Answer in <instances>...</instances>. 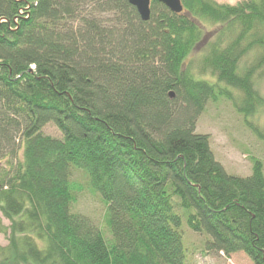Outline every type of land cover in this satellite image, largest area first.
<instances>
[{
  "label": "trees",
  "instance_id": "obj_1",
  "mask_svg": "<svg viewBox=\"0 0 264 264\" xmlns=\"http://www.w3.org/2000/svg\"><path fill=\"white\" fill-rule=\"evenodd\" d=\"M181 3L151 1L142 21L129 0H0V264H183L179 214L207 251L264 264L263 164L228 175L194 131L223 98L264 141L248 121L264 113V0ZM71 167L105 203L110 241L70 212Z\"/></svg>",
  "mask_w": 264,
  "mask_h": 264
},
{
  "label": "rangeland",
  "instance_id": "obj_2",
  "mask_svg": "<svg viewBox=\"0 0 264 264\" xmlns=\"http://www.w3.org/2000/svg\"><path fill=\"white\" fill-rule=\"evenodd\" d=\"M216 4H225L236 6L249 0H211ZM110 14H103L102 20H110ZM205 23L206 36L213 35L218 26ZM192 59V58H191ZM251 62L244 58L243 65ZM192 72L195 75L202 76L200 71L193 62ZM203 78L209 83H214V79L205 74ZM256 87L260 94L264 97V76L256 82ZM233 95L235 91L231 90ZM195 133L205 135L209 139L210 151L214 160L219 163L228 175L245 178L251 173V158H255L263 164L264 173V141L259 140L245 125L244 117L236 113L232 103L226 99L218 98L216 101L210 100L206 103L204 110L197 115L195 120ZM249 122H253L264 132V113H260L255 117L249 118ZM43 135L52 139H62L60 131L51 123L47 124L41 131ZM22 149L18 148L14 159L10 164H16L21 159ZM7 160H3L0 164V170L10 171ZM1 170V171H2ZM69 182L73 187L75 202L70 207V212L85 217L95 226L96 229L103 233L104 238L110 241V233L106 229L104 216L106 213V205L101 197L93 192L89 187V179L81 169L75 167L70 168ZM175 200V197H173ZM178 202V201H175ZM176 211L182 213L177 206ZM182 218L179 231L182 235V244L184 249L183 264H252L245 255H233L229 261L224 260L217 252L207 251L204 244L212 241V238L203 230L202 233L192 232L187 225L185 217ZM0 222L4 226H8V222L0 215ZM6 238L0 234V246H6Z\"/></svg>",
  "mask_w": 264,
  "mask_h": 264
},
{
  "label": "water",
  "instance_id": "obj_3",
  "mask_svg": "<svg viewBox=\"0 0 264 264\" xmlns=\"http://www.w3.org/2000/svg\"><path fill=\"white\" fill-rule=\"evenodd\" d=\"M150 1L151 0H129L131 6H133L140 19L142 21H147L150 16ZM163 4L174 14H180L182 12V5L180 0H153Z\"/></svg>",
  "mask_w": 264,
  "mask_h": 264
},
{
  "label": "bare ground",
  "instance_id": "obj_4",
  "mask_svg": "<svg viewBox=\"0 0 264 264\" xmlns=\"http://www.w3.org/2000/svg\"><path fill=\"white\" fill-rule=\"evenodd\" d=\"M151 1H153V0H151ZM151 1H150V4H151ZM181 1V0H180ZM180 4L182 5V3L180 2ZM150 7V6H149ZM150 9V8H149ZM168 9V8H167ZM182 12H183V6H182ZM181 12V13H182ZM180 13V14H181ZM21 14H22V12H21ZM6 22V20H4V19H1L0 20V23H5ZM14 23H16V19H14ZM220 256H222V258L224 259V260H227V261H229L231 258H230V255H226L223 251H218L217 252ZM233 255H240V256H242V255H244L243 253H242V255H241V253H236V254H233ZM249 260V259H248ZM250 261V260H249ZM251 262V261H250ZM252 263V262H251ZM253 264V263H252Z\"/></svg>",
  "mask_w": 264,
  "mask_h": 264
},
{
  "label": "crops",
  "instance_id": "obj_5",
  "mask_svg": "<svg viewBox=\"0 0 264 264\" xmlns=\"http://www.w3.org/2000/svg\"><path fill=\"white\" fill-rule=\"evenodd\" d=\"M233 255L230 256V258L232 257Z\"/></svg>",
  "mask_w": 264,
  "mask_h": 264
}]
</instances>
